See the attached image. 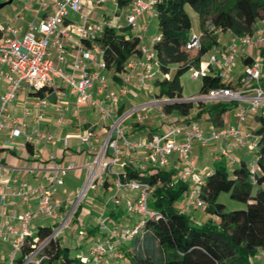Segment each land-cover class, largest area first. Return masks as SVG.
Here are the masks:
<instances>
[{
	"label": "built area",
	"instance_id": "obj_1",
	"mask_svg": "<svg viewBox=\"0 0 264 264\" xmlns=\"http://www.w3.org/2000/svg\"><path fill=\"white\" fill-rule=\"evenodd\" d=\"M40 8L49 9L44 15L27 20L23 24L10 21H0V80L9 82L10 87L0 95V135L7 130L10 138L25 135L28 141H44L64 146L69 145L70 138H76L87 146L92 157L82 163L76 160L58 161L53 152L48 158L52 161V168L43 183L30 186L26 181L10 190L2 191L1 198L9 195L28 196L35 199V206L13 213V219L19 223L17 227L12 220L0 226V242H9L10 261L20 250L27 237L34 235L31 229L33 219L39 216L49 217L58 221L51 237H57L59 232L68 229L78 205L90 189L99 187L109 188L107 197L96 224L103 236L92 239L89 253L81 254L83 262L92 259L102 264H123L124 252L122 245L134 239L141 231L149 217H158L160 213L154 210L149 201L155 185L142 178L126 175V168L145 171L149 167L169 168L173 155L183 164V170L175 181H183L188 187L185 191V209L192 206L204 207L205 200L201 196L202 186L206 183L208 171L197 166L193 156L195 142L207 145L212 141H220V158L234 162V153L240 148L257 151L258 135L254 131L245 130L248 116L257 111L264 114V86L261 78L264 75V63L260 58H253L251 64L245 66L239 76L237 85L228 84L232 75V64L239 51L238 43L252 46L264 41V27L254 29L251 34L236 35L233 42L218 53L209 55L207 61H200L199 65L190 64L188 71L192 79H201L209 71L219 73L225 85H220L200 92L190 97L158 96L150 89L157 79L169 78L170 73L162 71L154 43L161 38L156 34L152 44H140V52L131 55L124 70L114 72L103 58V49L98 42L106 25L120 26L104 20H95L83 10V3L91 0H33ZM107 0H96L97 3ZM155 0H132L127 23L131 28L138 26V18L148 12L156 16ZM23 17V14H21ZM215 33L222 32L220 28L212 27ZM203 32L193 31L187 41V47H199L203 39ZM247 53V51H245ZM114 74L119 76L118 86L114 87ZM153 91L150 99L131 104L127 109L119 111L121 97L130 91L131 83ZM65 84L68 92L75 95L77 101L84 100L86 104L95 108L97 119L88 127L80 126L74 133H67L63 137L52 131L36 129L26 132V122L13 116L9 110V103L16 98L21 89L37 95L31 106L37 109L34 121L39 123L43 117L42 109L52 104L57 113L56 121L62 124L65 120L69 105L66 92L62 88ZM55 94L54 103L49 95ZM184 100L194 103L247 101L248 106L240 105L235 116L237 124L224 127H214L206 130L201 121L191 113L180 117L168 113L165 105L174 101ZM30 108L25 113L30 114ZM157 114V124L161 130L149 129L146 132L134 133L122 126L126 118L132 117L136 125L146 124ZM97 130L103 132L98 136ZM11 140H5V145ZM251 178L255 181L258 171V156L248 164ZM83 167L86 170V180L83 187L75 195L69 206L63 199L56 198L58 189L64 186V177L68 171ZM112 182L108 186L109 177ZM7 183V180L4 181ZM135 195L127 197L126 192ZM62 194L69 197L67 188ZM124 202L125 209L130 214L138 215L133 224L122 225L116 229L107 218V207L110 203L120 205ZM85 230L79 234L83 239ZM27 257L31 260L36 252ZM39 262V260H35ZM260 264H264V250L261 252Z\"/></svg>",
	"mask_w": 264,
	"mask_h": 264
},
{
	"label": "trees",
	"instance_id": "obj_2",
	"mask_svg": "<svg viewBox=\"0 0 264 264\" xmlns=\"http://www.w3.org/2000/svg\"><path fill=\"white\" fill-rule=\"evenodd\" d=\"M130 1L118 0V3L124 6ZM154 7L157 34L161 36L154 43V48L162 71L170 73L169 78L156 80L155 93L161 97H183L181 76L188 71L190 64L199 65L202 56L218 41L212 27L240 36L253 33L256 22L264 21V0H155ZM188 8L197 13L198 25L204 34L199 47L189 48L186 45L188 33L193 27ZM130 28L129 25H106L98 38L103 58L114 72L123 71L127 59L140 52V39ZM178 47L195 51L196 56L185 65L173 68L163 60L162 54L169 50L176 58ZM252 61L253 58H245L247 64ZM220 85H225L221 75L209 71L201 78L200 92ZM226 103L216 102L206 110H214L213 119L221 122L220 116L228 108ZM194 105L197 109L201 107V103L178 100L166 104L165 109L168 113L187 114ZM204 110L201 108L199 111ZM256 117L261 125L255 130L259 144L256 151L259 169L255 181L245 161L231 168L226 165L225 158L218 161L214 169L208 171L206 183L201 189L208 214L205 220L194 219L177 203L188 185L180 180L173 183L176 178L173 167H149L145 171L126 168L128 177L142 178L155 185L149 205L160 215L146 219L140 233L129 241V247L122 245L123 264H255L253 258L259 250H264V115ZM27 146L31 148L30 143ZM223 192L245 203V206L227 209L225 203L218 201ZM80 211L81 205L76 209L72 222L79 220ZM52 232V226L38 224L34 235L27 237L12 261L4 264H89V261L102 264L92 259L83 262L80 255L86 254L85 251L73 252L67 240L62 241L58 236L49 238ZM99 232L96 223L93 227L86 226L81 240L85 242L101 237L97 235ZM44 240L43 247L27 261L36 244ZM76 248L83 250L82 242Z\"/></svg>",
	"mask_w": 264,
	"mask_h": 264
},
{
	"label": "crops",
	"instance_id": "obj_3",
	"mask_svg": "<svg viewBox=\"0 0 264 264\" xmlns=\"http://www.w3.org/2000/svg\"><path fill=\"white\" fill-rule=\"evenodd\" d=\"M8 0H0L1 2H5ZM18 4L15 9L4 14L3 17L0 18V21H10L14 24H23L27 20L32 19L34 17H40L44 15L48 10L45 8H40L39 4L33 0H18ZM107 2V1H106ZM89 3L95 9L97 4L96 0L85 1L84 4ZM105 3V2H102ZM116 5L114 9V14L111 16L110 20L112 23L120 26L128 25L126 16L130 12L132 0L129 4L121 6L118 3V0H114ZM7 5V4H6ZM90 7V6H89ZM84 8V6H83ZM91 8V7H90ZM23 14V17L21 16ZM92 19L95 20H104L106 22L105 17H99L96 12H92L90 15ZM195 26V31H199L200 27L198 25ZM109 23V22H108ZM154 26L157 32V18L154 15H151L148 12H144L138 18V26L136 28H130L131 32L139 37L140 44H152L154 36L157 34H151L150 28ZM264 27V21L259 20L256 22L255 29ZM193 28V27H192ZM191 28V29H192ZM191 31V30H190ZM236 35L231 32H218L217 33V43L208 51L210 54L218 53L221 50L225 49L229 44H231ZM222 41L219 46L218 43ZM219 46V48H217ZM239 51L237 54V58L235 62L232 64V75L229 80L230 85H237L239 76L243 72L246 65L245 62L246 57L250 58H260L264 63V41L262 43H258L252 46H245L238 43ZM247 51V53L245 52ZM207 53V52H206ZM205 53V54H206ZM204 54V55H205ZM209 54V55H210ZM202 61H207L203 59ZM0 68L6 69L5 66H1ZM201 80V79H200ZM120 78L119 76L114 77L113 86L117 87L119 84ZM261 83L264 86V75L261 78ZM183 85V84H182ZM10 87L9 82L2 79L0 80V95L4 93ZM66 92V99L69 105V109L66 113V117L64 122L60 125L56 121L57 113L54 111L52 104L48 107L42 109L44 112L43 119L37 123L34 121L35 113L37 109L31 106V101L37 98V95L33 92H29L27 90L21 89L18 91L17 96L9 103L10 113L17 117L21 121L26 122V132L30 133L33 130L40 129L44 131H52L57 136L63 137L67 133H74L76 129L80 126L81 128L88 127L90 123L94 122L97 119V113L93 106L86 104L84 100L76 99L75 95H71L68 92V88L62 87ZM156 92L157 85L156 81L152 83L151 88ZM153 93V91H148L147 89H143L139 87L135 82L131 83L130 91L127 95H123L121 97V104L119 111L127 109L131 103L140 102L147 98L148 95ZM200 93V85L198 92L196 94L188 95L184 93L183 88V97L195 96ZM56 99L55 94L49 95V100L54 103ZM216 104V102L203 103L201 104V108H204V111H199L196 105H194L193 109L190 111L191 115H194L197 119H199L204 126V128L208 131L214 127H224L226 125H235L237 124V118L235 116V112L237 108L242 106H248L247 101H231L227 102V109L221 114V122L213 119L214 110L208 111L206 108H209ZM26 108L31 109L30 114H26ZM175 116H181L182 114L177 112H172ZM257 115H264L262 111L253 112L248 116L246 121L245 130L254 131L260 127L261 122L257 119ZM154 129V131L161 130L157 124V114L154 112V119H151L146 124L136 125L133 122V126L130 131L136 133L146 132L149 129ZM98 136L102 137L103 132L101 130H97ZM5 140H11V144L5 145ZM73 140H76V143H73ZM27 143L31 144V148L27 146ZM220 141H212L207 145H202L199 142H195L193 149V156L196 161V164L199 168L204 169L205 171H212L214 169V165L220 161L224 160L223 157L220 158ZM53 152L58 161H70L76 160L79 163L90 159L92 157V153L87 151V146L81 144L80 141L76 138L69 139V145L64 146L62 141L58 142V144H50L44 141H28L25 135H19L14 138H10L7 130H4L0 135V226L4 224L8 220H12L14 224L19 227V223L13 219L14 212H20L26 208L35 206V199L33 197L28 196H13L9 195L7 198H1L2 191H10L16 188L20 182L26 181L30 186H36L40 183H43L46 179L47 174L50 172L53 164L52 161L48 158L49 153ZM256 152L249 148H240L237 149L234 153V162L231 164L228 160L225 159L226 165L231 168L232 166H238L242 161L246 163H250L252 159L255 157ZM201 163V164H199ZM170 167L176 170V173L183 169V164L179 161L176 155L172 156ZM84 169L83 167H79ZM74 170V169H73ZM7 180V183L4 181ZM112 182V177H109V184ZM61 189L65 187H60ZM59 188V189H60ZM103 196H109L110 191L109 188L101 190ZM127 197H132L131 192H126ZM56 198L63 199V203L69 206L71 204V194L69 192V197L62 194V190L57 193ZM124 204V202L122 203ZM114 205L110 203L107 207V218L108 221L112 225H116L120 222L123 225H131L134 223L135 218L133 214H128L125 206ZM122 209H121V208ZM183 210H186L180 205ZM124 210L126 213H123ZM199 220H205L208 218V214L201 215L198 217ZM129 219L130 222L124 223L123 220ZM132 221V222H131ZM86 226L93 227L95 226V220L86 218L83 221ZM42 224V223H39ZM38 228V223L33 222L31 229L36 232ZM100 233V232H99ZM97 235L103 236L104 233H100ZM86 246V245H85ZM82 251H85L83 249ZM263 250H259L256 256L253 258L255 264H260L261 261V252ZM10 244L9 242H0V259L3 261L0 264L10 263Z\"/></svg>",
	"mask_w": 264,
	"mask_h": 264
},
{
	"label": "rangeland",
	"instance_id": "obj_4",
	"mask_svg": "<svg viewBox=\"0 0 264 264\" xmlns=\"http://www.w3.org/2000/svg\"><path fill=\"white\" fill-rule=\"evenodd\" d=\"M18 2H19L18 0H13L11 3L0 8V18L3 17L5 13L15 9ZM83 6H84L83 10L86 13H88L89 15H92V12H96L99 17H105L106 18V23L112 22L110 20V18H111V16H113L114 9L116 7L114 0H107V2L101 3L100 5L97 4L95 9H93L91 4H89V3H86V4L83 3ZM188 11H189V13L192 17V20H193V28L188 33V36H191L192 32L195 31V26L197 25L198 15L191 8H188ZM150 33L151 34L157 33L154 26H152L150 28ZM221 42L222 41H220L218 43L219 46L222 44ZM219 46L217 48H219ZM176 50H178V53H179L176 55V58L175 57L173 58L174 54L169 50L164 51L162 54L163 60L164 61L166 60L167 62H169L171 67H173V68H176L177 66L185 65L190 59H192L196 56L195 51H188L184 47H178V49H176ZM209 54L210 53L207 52L205 55H203V59L208 60ZM181 81L183 84L185 94L192 95V94H196L198 92L199 85L201 84V80L200 79H192L190 77L189 71H186L185 73H183V75L181 76ZM63 86L65 88H67V86L65 84H63L62 87ZM150 98H151V95H148L147 98H145V99H150ZM133 120L134 119L132 117L126 118L125 121L122 123V126L125 127V129H127L128 131H130L132 126H133ZM73 143H76V140H73ZM199 164H201V163H199ZM182 170L183 169H180L176 173V176H179L181 174ZM85 180H86V170L85 169L76 168L74 170L68 171V173L65 175V177H64L65 187L68 189V191L71 194V202H73L75 195H77V193L83 187ZM60 190H62V189L61 188L58 189V192H60ZM101 190H102L101 188L96 187L94 189H90L87 192V195L82 199L81 203L78 205V207L81 205V211L79 213V220L76 222H72V224L70 225V227L68 229H64V230L60 231L58 234V237L62 241L67 240L69 245L72 247L73 252H81L82 251L80 248H76V246L79 244V242H82V249H85L86 254L89 253V251H88L89 245H91V241L93 238L88 239L85 242H84V240L80 241L79 234L81 233V231L85 230L86 225H85V223H83V221H85L86 218H90V219H93L96 221V218L99 216L101 209L103 208L104 203L107 200V196L104 197ZM128 192H131V191H128ZM131 193L133 196L135 195L134 192H131ZM218 201L225 203L227 209H237V208H243L245 206V203L231 198L229 196V193H226V192H223L219 195ZM185 202H186V195L183 194L177 203L179 204V206L181 205L183 207V205H185ZM121 206H125V204H122ZM185 211L188 214L193 215L194 219H196V220H199L198 217H200L201 215L206 214L205 207H194V206H192V207L186 209ZM122 212L126 213L124 210H122ZM127 213L129 214V212H127ZM133 216H134L135 220L137 218H139L138 215L133 214ZM33 222L38 223V224L42 223L44 225L52 226L53 229H55L59 224L57 220L49 218V217H44V216H39V217L34 218ZM123 222L128 223V222H130V220L126 219V220H123ZM121 223L122 222H120L116 225H113V226L116 229H118L119 227H121L123 225ZM100 233H101V231H100ZM100 233H98V234H100ZM91 236H93V235H91ZM95 238H98V237H94V239ZM129 244H130V242H124L125 247H129L130 246ZM85 245H88V247ZM39 247H40V243H37L36 249H38ZM2 261L3 260L0 259V262H2ZM89 264H93V262L89 261Z\"/></svg>",
	"mask_w": 264,
	"mask_h": 264
},
{
	"label": "water",
	"instance_id": "obj_5",
	"mask_svg": "<svg viewBox=\"0 0 264 264\" xmlns=\"http://www.w3.org/2000/svg\"><path fill=\"white\" fill-rule=\"evenodd\" d=\"M13 0H8V1H5V2H1L0 3V8L4 7L6 4H9L11 3Z\"/></svg>",
	"mask_w": 264,
	"mask_h": 264
}]
</instances>
